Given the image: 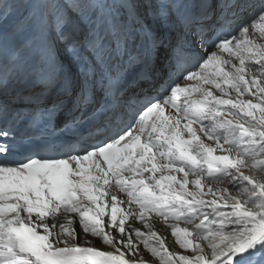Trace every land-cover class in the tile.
<instances>
[{"label":"snow or ice","instance_id":"1","mask_svg":"<svg viewBox=\"0 0 264 264\" xmlns=\"http://www.w3.org/2000/svg\"><path fill=\"white\" fill-rule=\"evenodd\" d=\"M0 264H264V0H0Z\"/></svg>","mask_w":264,"mask_h":264},{"label":"bare ground","instance_id":"2","mask_svg":"<svg viewBox=\"0 0 264 264\" xmlns=\"http://www.w3.org/2000/svg\"><path fill=\"white\" fill-rule=\"evenodd\" d=\"M140 9L141 11H146V6L141 4L140 5ZM27 13L24 12L22 15H19V16H16L14 17L12 20H10L8 23L10 25H15V24H18L20 23L22 20H23V17L24 15H26ZM253 91H255V89H253ZM232 95H234V93H231ZM255 102V101H254ZM105 219L107 220V217H105ZM150 219L152 220L153 222V229L155 231H157L159 234L161 235H166L167 236V240H166V243H169V244H174V238L171 236V231H170V228H168V226L162 221V220H159L158 218L156 217H150ZM129 224L132 223V220L131 218L129 219L128 221ZM136 226L137 227H140L142 231H145L147 232V229L146 228H143L142 225H141V222L140 221H136ZM181 226H184V225H181ZM126 228H127V224H126ZM141 248L143 247V245H140ZM178 248V246H176ZM171 250V248H170ZM182 251V250H181ZM150 255V254H148Z\"/></svg>","mask_w":264,"mask_h":264}]
</instances>
